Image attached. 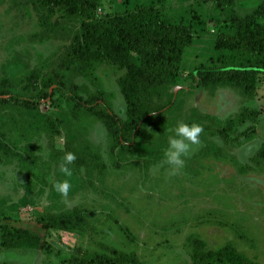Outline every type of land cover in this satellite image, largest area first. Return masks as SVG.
I'll return each instance as SVG.
<instances>
[{"label":"rangeland","instance_id":"374dc122","mask_svg":"<svg viewBox=\"0 0 264 264\" xmlns=\"http://www.w3.org/2000/svg\"><path fill=\"white\" fill-rule=\"evenodd\" d=\"M262 4L100 0L75 14L66 4L0 0V98L7 100L0 104V141L10 148L0 150V264H91L116 252L140 264H192L200 243L264 264V74L253 99L236 78L198 75L220 65L218 38L235 33L232 19ZM143 8L156 9L167 25L189 28L193 39L162 95L139 100V126L131 132L120 84L129 73L120 59L126 48L106 25L129 29L125 17ZM76 36L89 38L98 52L106 45L85 76L79 63L63 66ZM31 73L40 74L36 84L27 79ZM55 74L64 84L53 79L44 97L42 80ZM244 108L250 118L236 124ZM179 122L198 123L203 132L173 175L163 153ZM66 152L77 159L63 197L53 185L65 179L59 168ZM78 211L94 213L85 215L81 232L44 227L53 215ZM8 232H31L41 247L6 246Z\"/></svg>","mask_w":264,"mask_h":264},{"label":"trees","instance_id":"16d2710c","mask_svg":"<svg viewBox=\"0 0 264 264\" xmlns=\"http://www.w3.org/2000/svg\"><path fill=\"white\" fill-rule=\"evenodd\" d=\"M41 1L55 5L66 4L75 14H82L87 9H95L100 2V0ZM126 17L125 19L128 20L131 28L128 29L126 24L119 22H110L111 24L106 25V27L109 36L116 39L117 44L121 43L126 48L120 59L121 67H127L129 73L121 79L120 84L130 108L128 129L133 132L139 126L137 103L144 94L162 95L163 91L166 90L163 84L174 80L175 74L179 70L183 50L193 39V34L189 28L163 23L159 20L158 12L154 8H143ZM233 19L232 22L235 23L236 27L235 33L233 35L221 34L218 38V49L222 50L218 58L220 65L214 68H204L200 70L198 75L202 79H205L208 74L236 78L239 86H243L244 96L253 99L257 76L264 74V22H261L264 20V4L260 5L251 15L246 17L235 16ZM74 39L73 47L67 53L63 66H67L69 69L79 63V72L85 76L87 68L95 69V61L103 54L101 50L106 45L102 44L100 52H98L94 48L95 43L86 36H76ZM106 55L114 56V53L107 52ZM133 59L136 60V63L132 62ZM93 77L98 80L94 74ZM39 78L40 74L31 73L27 75V79L34 84L38 82ZM53 79L59 80L61 85L64 84L60 74L43 78L44 97L48 95L47 91L53 87ZM1 93H3L2 96L9 94L4 91ZM5 101L7 100L0 98V104ZM97 102L104 107L102 99H97ZM105 109L107 112L108 108L105 107ZM250 110V108H244L235 123L243 124L246 122L250 116L245 113ZM0 150L10 154V148L1 141ZM93 214L92 212L78 211L67 215H53L44 224V227L68 232H81L86 222L85 215L92 216ZM4 244L9 247L31 249L41 247L40 238L31 232H8ZM202 246L201 243L195 246L191 255L192 264H255L229 247L213 252L204 250ZM90 262L91 264H140L136 258L117 252L114 258L102 256L93 258Z\"/></svg>","mask_w":264,"mask_h":264},{"label":"clouds","instance_id":"9594fccd","mask_svg":"<svg viewBox=\"0 0 264 264\" xmlns=\"http://www.w3.org/2000/svg\"><path fill=\"white\" fill-rule=\"evenodd\" d=\"M173 135L168 137V148L163 153V163L171 166V174H177L185 164V158L191 154L192 147L200 143V134L203 127L198 123L179 122L172 130ZM77 159L73 152H66L60 164V172L65 179L54 183L53 187L61 196L67 197L72 183L70 178L73 176L70 165Z\"/></svg>","mask_w":264,"mask_h":264}]
</instances>
